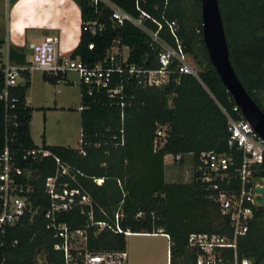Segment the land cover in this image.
<instances>
[{
  "label": "trees",
  "instance_id": "1",
  "mask_svg": "<svg viewBox=\"0 0 264 264\" xmlns=\"http://www.w3.org/2000/svg\"><path fill=\"white\" fill-rule=\"evenodd\" d=\"M74 1L80 9L81 32L70 58L92 65L103 58L114 40H120L129 48L130 62L157 67L155 52L150 50L143 33L127 23L115 26L109 13L94 8L89 0ZM112 1L136 14L133 0ZM218 3L230 63L246 92L264 113V0ZM143 8L157 20L164 12L168 19L177 22L185 52L199 68L197 77L178 74L173 66L169 84L164 87H143L132 81L124 89V108L118 104L120 100H110L105 92L93 91L89 96L86 89L80 88L78 148L47 146L44 136L41 146L72 171L74 180L63 177L62 181L80 189V196L69 211L58 214V221L71 230H86L89 251L97 254L126 248L125 236L112 232L114 217L120 214L118 224L124 231L168 237L169 254L174 261L187 258L189 234L221 233L226 227L210 198L214 192L206 184L195 176L189 182L166 181L164 157L181 155L183 164L185 157L191 155L194 163L201 152L213 151L231 153L238 163L240 152L229 151L226 145L227 119L222 109L233 117L237 115L232 112L235 103L210 63L202 41L200 0H146ZM96 19L105 24V31L92 36L83 28ZM90 43L94 44L93 50H88ZM7 54L12 64L30 65L24 49L10 46ZM2 67L1 62L0 94L4 90ZM20 76L24 83L9 89L7 100L0 99V154L8 148L16 166L34 173L28 194L32 212L10 231L9 242H18L7 245L3 252L10 264H36L39 252L50 264H65L63 254L53 249L57 239L46 230L43 216L50 204L44 181L55 173L54 160L23 159L27 151L37 146L29 126L33 109L26 102L30 72L22 71ZM43 80L52 84L57 81L45 73ZM158 126H166V136L163 146L156 149ZM254 177L264 179V164L258 166ZM97 179L102 183L96 184ZM233 187H237V182ZM98 222L107 225L99 232L94 225ZM237 250L238 256L247 257L251 264H264V210L239 239Z\"/></svg>",
  "mask_w": 264,
  "mask_h": 264
},
{
  "label": "built area",
  "instance_id": "2",
  "mask_svg": "<svg viewBox=\"0 0 264 264\" xmlns=\"http://www.w3.org/2000/svg\"><path fill=\"white\" fill-rule=\"evenodd\" d=\"M133 2L135 15L112 0H89L94 8L100 7L107 11L109 20L115 26L120 27L127 23L143 33L149 41L150 50L155 52L157 67L146 68L130 62L129 48L122 45L120 40H114L106 49L103 58L89 65L79 58L61 56L57 52L58 38L49 37L41 42L29 44V66L12 64L6 53L2 63L4 90L0 99L7 100L8 90L18 85L22 71H41L56 78L57 84L63 82L67 74L74 73L79 78L80 88L86 89L89 96L93 91L105 92L110 100H120L118 104L122 108L126 105L123 101L125 86L132 81L143 87H164L169 84L173 66L177 68L178 74L197 77V72L190 66L189 56L178 36L177 22L168 19L164 12L157 20L144 10L146 0ZM150 24L155 28L150 27ZM83 29L95 36L105 31V24L96 19L86 23ZM93 48V43L88 44V50ZM222 112L227 119V148L229 151L240 152V161L236 163L231 153L201 152L195 162L191 163L190 177L195 176L214 192L210 198L217 205L219 216L225 220L226 228L221 233L189 234L186 244L187 258L173 261L169 254L167 264H251L247 257L238 256L237 247L239 239L248 233L256 217L259 207L256 196H264V192L255 191L256 187H264V179L254 177L258 166L264 164V140L244 119L237 105L232 108L237 117H233L224 109ZM165 130L166 126H158L156 129V149L162 147L165 142ZM80 152L85 155L82 150ZM168 157L172 156L168 154L164 159ZM189 157L192 159L191 155ZM28 158L35 161L46 158L54 160L55 173L44 181V192L48 195L50 204L43 216L46 220V230L51 231L53 238L57 239L53 249L63 254L65 264H128L126 249L94 254L86 248V230H71L65 223L58 221V214L69 211L80 196V189L72 188L68 182L62 181L63 177L74 180L70 167L41 145L27 151L23 159ZM181 159V155H177L172 157V162L180 163ZM32 181L34 173L16 166L8 148H5L0 154V264H10L3 250L7 245L14 246L18 242L17 239L9 242L10 231L16 229L27 214L31 216L32 206L28 194ZM94 181L96 184L102 183L101 179ZM235 182L237 187H233ZM85 202H88V199ZM120 217V214L115 215L112 232L129 236L132 233L122 230L118 224ZM94 225L98 227V232L107 226L103 222ZM75 243H80L83 247H75Z\"/></svg>",
  "mask_w": 264,
  "mask_h": 264
},
{
  "label": "rangeland",
  "instance_id": "3",
  "mask_svg": "<svg viewBox=\"0 0 264 264\" xmlns=\"http://www.w3.org/2000/svg\"><path fill=\"white\" fill-rule=\"evenodd\" d=\"M11 0H0V45L4 40L7 25V11ZM29 46V44L27 45ZM28 51L27 60L31 54ZM5 46L0 47V59L3 63ZM189 64L195 72L199 68L189 57ZM0 62V65H1ZM41 71L31 72L30 87L26 95L28 105L33 109L30 121V131L35 144L40 145L42 139L51 146H66L77 148L80 139V92L76 84L58 87L43 81ZM19 83L23 79L18 80ZM60 102L56 106L54 100ZM164 174L167 182H189L191 180V158L185 157L184 163H173L172 157L164 159ZM128 264H166L169 252V239L163 234L129 235L125 237ZM75 247H83L75 243ZM46 256H36V264H47Z\"/></svg>",
  "mask_w": 264,
  "mask_h": 264
},
{
  "label": "crops",
  "instance_id": "4",
  "mask_svg": "<svg viewBox=\"0 0 264 264\" xmlns=\"http://www.w3.org/2000/svg\"><path fill=\"white\" fill-rule=\"evenodd\" d=\"M80 24V9L74 0H11L7 11L5 36L0 47L5 46V53L8 52L10 46H13L24 49L28 54V44L41 42L49 37H57V52L63 57H69L79 43L81 32ZM23 83L24 82H18V84ZM68 84H76L80 92L78 76L74 73H69L66 75L63 82L55 84V86L58 87L56 93H60L59 87ZM26 102H28L27 95ZM54 102L56 106H58L57 104H59L60 100L56 99ZM30 134L35 144L31 131ZM45 143L47 146H51L47 143V140H45ZM35 145L40 146L37 144Z\"/></svg>",
  "mask_w": 264,
  "mask_h": 264
},
{
  "label": "water",
  "instance_id": "5",
  "mask_svg": "<svg viewBox=\"0 0 264 264\" xmlns=\"http://www.w3.org/2000/svg\"><path fill=\"white\" fill-rule=\"evenodd\" d=\"M202 41L210 63L220 81L240 108L242 116L255 133L264 140V113L246 92L229 59V49L224 32L218 0H200ZM256 193H263L264 187H256ZM259 205L256 216L264 210V196H256ZM47 264H50L46 259Z\"/></svg>",
  "mask_w": 264,
  "mask_h": 264
},
{
  "label": "flooded vegetation",
  "instance_id": "6",
  "mask_svg": "<svg viewBox=\"0 0 264 264\" xmlns=\"http://www.w3.org/2000/svg\"><path fill=\"white\" fill-rule=\"evenodd\" d=\"M36 256H43V255H42V253L39 252Z\"/></svg>",
  "mask_w": 264,
  "mask_h": 264
},
{
  "label": "bare ground",
  "instance_id": "7",
  "mask_svg": "<svg viewBox=\"0 0 264 264\" xmlns=\"http://www.w3.org/2000/svg\"><path fill=\"white\" fill-rule=\"evenodd\" d=\"M131 235V234H130Z\"/></svg>",
  "mask_w": 264,
  "mask_h": 264
}]
</instances>
